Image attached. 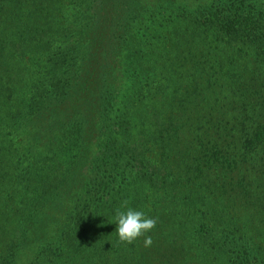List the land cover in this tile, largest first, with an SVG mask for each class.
Segmentation results:
<instances>
[{"label":"trees","instance_id":"trees-1","mask_svg":"<svg viewBox=\"0 0 264 264\" xmlns=\"http://www.w3.org/2000/svg\"><path fill=\"white\" fill-rule=\"evenodd\" d=\"M0 205V264H264V0H0Z\"/></svg>","mask_w":264,"mask_h":264},{"label":"clouds","instance_id":"clouds-1","mask_svg":"<svg viewBox=\"0 0 264 264\" xmlns=\"http://www.w3.org/2000/svg\"><path fill=\"white\" fill-rule=\"evenodd\" d=\"M114 219L117 226L115 232L120 243L133 244L143 237L145 247L152 245L151 236L146 234L156 227L155 218L146 216L142 211L127 208L125 211L117 209Z\"/></svg>","mask_w":264,"mask_h":264},{"label":"rangeland","instance_id":"rangeland-1","mask_svg":"<svg viewBox=\"0 0 264 264\" xmlns=\"http://www.w3.org/2000/svg\"><path fill=\"white\" fill-rule=\"evenodd\" d=\"M43 165H44L45 167H50V166H52V163H50V161L48 160V161L43 162ZM48 206L50 207L51 204H49ZM1 209H2V205H0V210H1ZM6 224H7V221H6Z\"/></svg>","mask_w":264,"mask_h":264}]
</instances>
